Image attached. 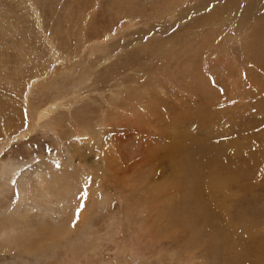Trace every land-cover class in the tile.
<instances>
[{
    "label": "rangeland",
    "instance_id": "obj_1",
    "mask_svg": "<svg viewBox=\"0 0 264 264\" xmlns=\"http://www.w3.org/2000/svg\"><path fill=\"white\" fill-rule=\"evenodd\" d=\"M216 1L0 0V163L13 169L0 216L21 190L17 215L36 219L28 229L0 223L20 239L1 244L0 264H255L256 238L245 234L213 247L200 225L191 238H164L167 214L185 205L166 195L165 219L144 191L173 173L162 153L171 143L181 168L247 170L227 185V218L264 230V90L224 51L233 33L210 15ZM122 166L129 187L120 191L101 177ZM150 171L153 182L135 185ZM151 215L162 217L159 236L143 226Z\"/></svg>",
    "mask_w": 264,
    "mask_h": 264
},
{
    "label": "bare ground",
    "instance_id": "obj_2",
    "mask_svg": "<svg viewBox=\"0 0 264 264\" xmlns=\"http://www.w3.org/2000/svg\"><path fill=\"white\" fill-rule=\"evenodd\" d=\"M218 2L220 3L219 6L217 8H214L213 13H212V10H213L212 9L210 11V15L213 17V15L218 14L220 17H222L221 22L226 21L225 23L228 24V28L230 26L229 29L233 33V35H232L233 42H230V41L226 42L225 43L226 49L224 48V51H226L229 55H237V57H235V56L233 57V59H235V64H236L235 66L239 70V73H242V74L245 73L246 74L247 77L245 79L246 80L245 83L247 82V83L251 84L252 86H253V84H255L256 87L260 86L259 88H263V90H264V0H217L216 3H218ZM215 5L212 4L211 6H215ZM171 20H173V19H171ZM229 21H231V22L229 23ZM199 74L201 75L200 72L198 73V75ZM198 78L200 79V76ZM238 84H240V82ZM256 91H258V90H256ZM254 92L252 91V93H254ZM258 92H256V93H258ZM179 149L176 145H173L171 143H169L168 145H164V147H163L162 153H164L163 155H165L166 158L169 160L170 165L169 164L168 165L173 170V173L170 175L169 178L162 180L161 182H158V183H156V182L151 183V182H153V179H155V178L152 176L153 173L150 171L144 177V179H145L144 182L139 181V183L135 184V185L142 184V183L143 184H149V183L152 184V186L149 187L146 185V187L144 188V191L146 193H148L149 201H151V202H148L147 205L150 204V205H148V207L150 209L152 207H155V208L157 206L160 207V205H161L162 217L163 218L165 217V219L167 217V216H165V214H166L167 210L170 209L169 206H170V201H171L169 198L166 199V195L169 194L168 196H170V194L171 195L177 194L181 197L180 199L184 203L185 206L183 209L181 208L182 211H180V212H174L173 214L172 213L167 214L168 217L166 220H168V218H169V222H168V226L166 228L167 233H165L164 238H166V237L169 238V237L174 236L176 233H178L179 230L183 231V235L188 234V237H189L191 227L196 226V225H200L204 229V232L205 233L207 232L206 234L210 236L209 237L210 238L209 247L210 246L213 247V245H221L223 240L232 238L233 236L236 238H243L244 236H242V235L245 234V236L248 235V236H251L253 238L254 237L256 238L255 244H254V249H253V255L255 258V259L253 258V263L264 264V230L260 229L259 227L247 228L245 226V224L241 222L240 219L238 220V223L236 225H233L227 218V207H226L225 202H224V196H225V193L227 192V185L231 182H234V180H236L235 179L236 177H243L244 176L243 174H245L247 172V170L241 169V168L240 169L239 168L233 169V168L228 167L227 166L228 164H223L221 162H214L211 165H206V166H202V167H199V166L188 167V166H186V169H184V168H181V166H179V164H177V161H178L177 156H178L179 151H180ZM155 154H156V151L149 149L147 156L150 159H153V156ZM149 158H148V160H149ZM118 159H121V158H118ZM145 160H147V159H145ZM138 161H140V160H138ZM120 162H121V164L123 163L122 160ZM117 164L121 165L120 163H117ZM117 164L115 166H117ZM17 167H18V165H17ZM131 167H133V166H131ZM214 167H219L221 170L225 169V167H227L228 169L231 170V172L229 171L230 173L228 172V175L222 176V175H219V174L215 173L214 171H212V170H214ZM115 168L116 169H114V171H112V170L106 171V174H103L104 176L101 178H104V180L107 183L111 184L114 188L117 187L120 191H123V189H125L126 187H129L128 183L125 181V179H127L125 176L127 170L123 171V166L119 167V168H117V167H115ZM211 168H212V170H211ZM11 170H13V169H11ZM11 170H10V166H8L7 164L0 163V174H1L0 185L1 186H4L3 183L7 182V180H5V179H6L7 175L8 176L10 175ZM184 171H186V172H185V176L183 177L182 172H184ZM234 176H236V177L234 178ZM35 179L39 183V186H42L45 183L43 181V179H41V178H35ZM135 180L138 181L139 179L136 178ZM101 181H102V179H101ZM118 186H120V188ZM117 188H115V189L117 190ZM18 192H19V194H18L19 200L17 198L18 202L16 201L17 203L14 205V207H12L11 211L10 210L6 211L8 214L7 216H5V217L0 216V223H3L7 219V221L10 220L11 223L13 222L12 226L22 225L23 227H26V229H28L27 227H29V225L33 226V224H32V223H34L33 220L36 221V219H34L35 216H30L31 217L30 218L29 215H31V213L29 214L27 211H25V213L27 214V216H25V217L21 216L20 214L17 215V209H20L21 201H22L21 198L24 195V191L19 190ZM40 194H41L42 198H45V197L50 195L49 193H47L46 190H41ZM39 199H41V198H39ZM41 200H43V199H41ZM25 201L26 200H24L22 202H25ZM181 201H179V203ZM42 204H43V202H42ZM173 204H174V202H173ZM188 206H190L191 209H189ZM170 210L172 212V209H170ZM30 212H32V211H30ZM41 212H43V211H41ZM45 213L43 212L44 215L41 214V217H39L40 220L37 219V222L43 220ZM157 218H158V216L153 215L152 217H150V219L148 221H146V223L144 222L145 225H143V226H145V229H147V232L149 231L150 233H152V235H156V233L158 232L157 226L153 225L156 222ZM160 219H158L157 222ZM56 220H58V219H56ZM159 223H161V222H159ZM152 225H153V227H152ZM165 225H163V226H165ZM41 229L44 230L43 228H41ZM16 231H17V228H15V229L10 228L8 230L7 229H1L0 230V246H2L4 243L11 244V242H13V241H16V240L20 241L19 236H17ZM43 233H44V231H43ZM64 233L65 232L62 233V236ZM54 236L58 237V241H60V237L57 235H53L52 239L55 238ZM156 236H159V234ZM189 238H191V237H189ZM235 240H237V239H235ZM174 241H175V239H174ZM205 244H203V245L205 246ZM58 245H59V243H58ZM68 248H67V250H68ZM198 248H199V246H198ZM43 249H41V250L43 251ZM57 249H58V247H57ZM6 250H7V248H6ZM214 250H216V249H214ZM22 252L23 251H21V252L16 251V252H9V253L7 252V254H5V253L4 254H5V256H15L17 258H20V257L22 258V256H25V258H26V255L30 256L27 253H25L26 251L24 253H22ZM43 253L44 252H42V254ZM186 253H187V251H186ZM42 254H40V255H42ZM244 255L246 256L247 254L242 251L240 256L245 257ZM43 256H45V254ZM52 256H56V255H52ZM189 257H190V255H189ZM17 258H14V259H17ZM14 259H12V260H14ZM44 259H46V258H44ZM187 260H189V259L187 258ZM38 261H41V260H38ZM27 264H28V262H27ZM39 264H40V262H39ZM44 264H46V263H44ZM229 264H239L238 259L234 260L233 262H230Z\"/></svg>",
    "mask_w": 264,
    "mask_h": 264
}]
</instances>
